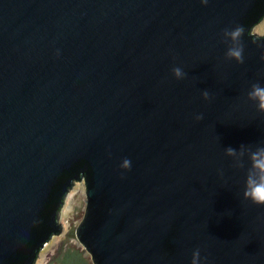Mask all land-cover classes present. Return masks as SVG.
I'll return each instance as SVG.
<instances>
[{
	"label": "water",
	"instance_id": "95a60500",
	"mask_svg": "<svg viewBox=\"0 0 264 264\" xmlns=\"http://www.w3.org/2000/svg\"><path fill=\"white\" fill-rule=\"evenodd\" d=\"M264 0H0V264H39L85 185L91 264H264Z\"/></svg>",
	"mask_w": 264,
	"mask_h": 264
},
{
	"label": "rangeland",
	"instance_id": "374dc122",
	"mask_svg": "<svg viewBox=\"0 0 264 264\" xmlns=\"http://www.w3.org/2000/svg\"><path fill=\"white\" fill-rule=\"evenodd\" d=\"M256 36H264V17L251 30ZM84 182L74 181L66 204L60 209L62 234H55L39 250V264H91L90 257L78 243L75 230L86 208Z\"/></svg>",
	"mask_w": 264,
	"mask_h": 264
}]
</instances>
